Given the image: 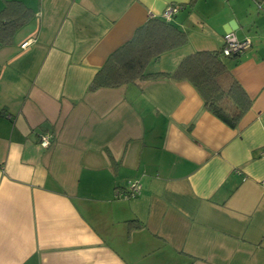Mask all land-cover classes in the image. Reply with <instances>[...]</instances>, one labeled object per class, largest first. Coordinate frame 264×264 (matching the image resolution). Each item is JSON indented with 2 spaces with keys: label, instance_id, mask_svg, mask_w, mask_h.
I'll list each match as a JSON object with an SVG mask.
<instances>
[{
  "label": "crops",
  "instance_id": "obj_1",
  "mask_svg": "<svg viewBox=\"0 0 264 264\" xmlns=\"http://www.w3.org/2000/svg\"><path fill=\"white\" fill-rule=\"evenodd\" d=\"M20 1L33 17L0 48V264H264V0ZM170 2L188 43L151 71L250 40L229 65L252 100L237 126L185 80L87 91ZM129 180L141 193L115 197Z\"/></svg>",
  "mask_w": 264,
  "mask_h": 264
},
{
  "label": "trees",
  "instance_id": "obj_2",
  "mask_svg": "<svg viewBox=\"0 0 264 264\" xmlns=\"http://www.w3.org/2000/svg\"><path fill=\"white\" fill-rule=\"evenodd\" d=\"M33 14V10L20 0H4L0 9V48L12 42L15 32ZM187 43L186 31L172 19L151 16L134 30L129 40L107 56L89 82L87 91L160 77L185 80L195 88L209 112L229 127L237 126L252 102L229 68L231 62L239 60L238 53L223 55L221 48L197 50L184 57L172 72L148 68L162 54Z\"/></svg>",
  "mask_w": 264,
  "mask_h": 264
},
{
  "label": "built area",
  "instance_id": "obj_3",
  "mask_svg": "<svg viewBox=\"0 0 264 264\" xmlns=\"http://www.w3.org/2000/svg\"><path fill=\"white\" fill-rule=\"evenodd\" d=\"M182 8V5L176 2L167 3L162 10L160 16L166 20H171L173 16ZM156 16L149 14V17ZM30 40H26L21 43V47L25 48L29 44ZM250 45L248 38L239 40L236 36L229 32L224 36V43L221 47L223 55H229L233 53H241L245 48ZM54 141V134L51 132H43L40 134L39 144L42 147H49ZM142 185L138 180H129L125 187L115 190V197L124 199H130L137 197L141 193Z\"/></svg>",
  "mask_w": 264,
  "mask_h": 264
}]
</instances>
